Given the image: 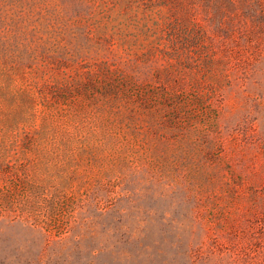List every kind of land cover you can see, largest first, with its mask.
<instances>
[{
	"label": "rangeland",
	"instance_id": "rangeland-1",
	"mask_svg": "<svg viewBox=\"0 0 264 264\" xmlns=\"http://www.w3.org/2000/svg\"><path fill=\"white\" fill-rule=\"evenodd\" d=\"M0 264H264V0H0Z\"/></svg>",
	"mask_w": 264,
	"mask_h": 264
}]
</instances>
